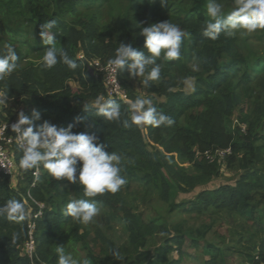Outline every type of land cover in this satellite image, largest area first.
I'll use <instances>...</instances> for the list:
<instances>
[{"label": "trees", "instance_id": "16d2710c", "mask_svg": "<svg viewBox=\"0 0 264 264\" xmlns=\"http://www.w3.org/2000/svg\"><path fill=\"white\" fill-rule=\"evenodd\" d=\"M204 8V0H165L164 4L161 0H0V54L10 44L19 57L16 70L0 80V90L7 91L9 97L7 105H1L0 121L12 120L17 109L26 115L36 109L40 113L37 126L48 121L57 127H67L79 117L81 122L75 124L72 132L96 135V143L105 152L120 155V175L126 180L115 194L105 192L87 198L81 186L56 180L42 165L36 179L34 169H20L22 152L15 149L18 175L27 184L31 197L44 209L34 221L36 250L29 258L24 252L32 220L23 200L27 190L13 187L8 177L0 175V205L10 199L25 205L23 221H9L0 216V264H58L61 255L69 259V264L73 260L83 264L85 259L90 264H119L121 251L99 229L85 230L81 222L64 215L66 204L81 198L90 199L126 228L131 249L127 251L128 261L123 264H181V259H167L172 246L179 257L182 253L184 235L180 228H175L177 234L166 241L165 247L154 249V258L145 255L142 248L153 229L132 213L127 195L129 186L142 184L143 196L156 194L164 200L169 190L165 173L191 189L219 174L220 160L215 158L210 163L208 159L226 149L232 153L229 159L241 154L237 160L242 170L240 178L234 185L198 192L193 199L180 203L175 211L195 215L225 213L252 225L264 214V57L254 53L250 38L239 31L222 29L215 40L211 34L205 35L209 17ZM49 20L56 21L55 27H39ZM166 20L184 32L180 57L166 60L162 55L148 66L146 73L159 67L160 78L149 82L147 92L165 98L164 102L149 106L156 108L154 117H169L173 122L144 124L143 128L132 123L129 101H135L136 97L130 84L134 76L127 64L120 69L127 99L113 100L120 106L121 118L107 121L97 115L95 101L108 98L100 78L87 68V61L95 59L106 65L121 42L145 51L136 23L143 21L142 26H147ZM42 33L50 35L76 61L75 71L62 62L48 69L42 66L44 51L50 47L44 44ZM255 40L254 43L264 44V29ZM189 78L195 80L190 94L183 89ZM71 82H77L78 91H72ZM245 96L250 100L241 104ZM236 110L239 116L235 125L232 117ZM240 124L245 125V131ZM177 161L189 163L197 175L177 169ZM33 180L35 184L30 188ZM36 210L34 206L33 212ZM210 230L211 226L202 225L192 231L194 238L189 236L193 245L200 246ZM208 247L213 259L215 248ZM57 248L62 251L58 253ZM246 251L242 254L245 264L264 263V225L248 233Z\"/></svg>", "mask_w": 264, "mask_h": 264}, {"label": "clouds", "instance_id": "9594fccd", "mask_svg": "<svg viewBox=\"0 0 264 264\" xmlns=\"http://www.w3.org/2000/svg\"><path fill=\"white\" fill-rule=\"evenodd\" d=\"M161 3L164 4L165 0H161ZM206 14L209 20L204 34H211L213 40L222 29L226 28L234 30L235 33L264 29V0H235V6L227 13L222 11L220 5L208 3ZM143 24V21L136 23V28L140 29L139 36L143 37L145 51L138 50L132 43L121 42L115 50L114 58L108 59L107 67L115 73L117 69H123L127 64L130 75L146 76L145 82L155 81L160 78V68H151L147 73L146 69L162 55L166 60L179 59L181 37L184 32L169 20L147 26H142ZM55 25V20H49L39 27L51 29ZM41 35L44 44L50 45L42 56L41 63L44 68H52L58 62H62L73 71L78 68L76 61L70 58L62 47H58V43L54 42L50 35L46 33ZM18 59L14 48L10 44L5 45V53L0 54V80L9 77L16 70ZM129 61L131 63H128ZM8 99L7 91L0 90V105H7ZM95 104L98 107L97 115L103 116L105 120L117 121L121 118L120 106L115 101L101 97L95 101ZM151 104L152 100L144 97L129 101L131 110L136 113L131 116L133 124L158 126L164 121L168 124L173 122L165 116L156 119L155 107L142 110L145 105ZM16 116L15 122L10 126L7 124L6 128L10 127V131L15 133L18 148L22 151L18 164L20 169H38L42 165L56 180L64 179L81 186L83 195L87 198L105 192L115 194L126 183L120 175L119 165L122 160L120 155L115 152L111 154L105 152L103 146L96 143L98 139L96 135L72 132L75 124L81 122V118L78 117L74 124H69L67 127H57L48 121L37 126L36 121L40 120V113L36 109H32L30 115L19 111ZM63 211L64 215L88 224L98 214L99 209L95 203L90 202V199L81 198L69 201ZM0 216L6 217L9 221H23L25 205L19 200L10 199L0 205ZM56 251L59 253L62 249L57 248ZM58 264H69V259L61 255ZM71 264L78 262L73 260ZM83 264L90 262L85 259Z\"/></svg>", "mask_w": 264, "mask_h": 264}, {"label": "rangeland", "instance_id": "374dc122", "mask_svg": "<svg viewBox=\"0 0 264 264\" xmlns=\"http://www.w3.org/2000/svg\"><path fill=\"white\" fill-rule=\"evenodd\" d=\"M208 3L218 4L221 6L222 11L225 13L232 10L235 6V0H204V9L206 12V6ZM199 5H201L199 3ZM263 29H257L253 32H243L245 38L252 41V48L254 53L260 57H264V44L254 43L255 39L262 33ZM242 33V32H241ZM93 60V59H92ZM91 59L88 61H92ZM95 60V59H94ZM146 81V76H134L130 80L131 87L137 98H150L152 100L151 105H145L146 110L149 106H155L160 102H164V97H158L155 94L147 92V86L151 80ZM72 91H78L77 82H71ZM195 86V80L189 78L186 80L184 85V91L186 93H191ZM241 104H243L247 99L246 96L241 99ZM3 107L0 105V113ZM239 110V109H238ZM236 110L234 113L233 124L236 125L237 117L239 116V111ZM16 111V110H15ZM17 111L14 113L16 116ZM136 113L133 111L132 115ZM144 124L140 127L143 128ZM245 131V125H239ZM230 150V149H229ZM231 151L229 154L220 158L218 155L214 157H209V162L212 163L215 158H218L222 164L219 170V174L213 176L210 181H203L201 183L195 184L191 189L188 185H185L179 179H175L174 176L164 174L165 180L169 185V190L165 199L162 200L156 194L150 196H143L144 187L139 183H131L128 190V197L130 199V206H132V213L136 215L138 220H140L144 225L153 229V234L148 236L145 245L142 250L145 251V255L154 258L156 247H165V243L170 238L174 237L177 233L175 228H180L181 233L184 235L183 243L180 247V257L177 254L175 246L167 254V259L173 261L175 259H181V264H207L208 261L213 262V264H245L244 257L247 251V240L248 233L253 232V230H259L260 227L264 225V214L259 220L252 225L243 220L239 219L237 216H230L225 213L219 214H187L175 211L180 203L189 201L195 197V195L206 189H214L222 185H234L235 182L242 175V170L239 169L237 160L241 158V154L237 155L234 159H229L231 156ZM14 155V153H13ZM195 159H199L197 155ZM179 168L183 169L186 173H190L192 176L197 175L192 172L191 165L186 162H178ZM21 176L18 175V170H15V175L11 180L13 187L17 189H27V184L20 180ZM20 181V183H18ZM27 192V191H26ZM174 205L172 210L169 207ZM98 214L93 218L88 224L82 223L81 227L85 230L95 232L99 229L102 234L111 241L115 249L121 251L122 258L118 260L119 264H123L128 261L127 251L131 249L130 240L126 228L121 225L117 219H111L106 210L100 208ZM178 210V208H177ZM202 225L211 226V230L206 235L204 241L200 242V246L195 247L191 239V232L199 229ZM157 226H161L157 228ZM192 237H190V236ZM170 243V242H169ZM209 245L214 246L215 256H210ZM164 249V248H163ZM127 263V262H126Z\"/></svg>", "mask_w": 264, "mask_h": 264}, {"label": "built area", "instance_id": "2783aa9c", "mask_svg": "<svg viewBox=\"0 0 264 264\" xmlns=\"http://www.w3.org/2000/svg\"><path fill=\"white\" fill-rule=\"evenodd\" d=\"M79 58L83 59V56L80 55ZM86 65L91 73L100 78L104 94L108 99L126 101L127 93L120 82V69H117L115 73H112L107 67V64L103 65L100 63V61L94 59L92 61H87ZM16 118L17 116H14L12 120L0 121V175L8 177L10 180L13 179L16 170V164L13 157L14 150H21L18 148V142L15 138V133L10 131V127L6 128V125L8 124L10 126L11 123L15 122ZM229 152L230 150L226 149L218 151L216 155H218L220 158H223L225 155L229 154ZM38 172L39 168L34 169L33 176L35 179L38 176ZM20 180L23 181L22 176ZM34 184L35 180H33V182L30 184V188L33 187ZM23 200L29 209L32 219L28 227V240L24 244V252L29 256V258H32L36 250V241L34 239V221L42 216L44 206L31 197L29 189L26 192V196L23 197ZM34 206L37 207L35 212H33ZM257 259L258 258H256V261ZM257 264L264 263L258 261Z\"/></svg>", "mask_w": 264, "mask_h": 264}]
</instances>
